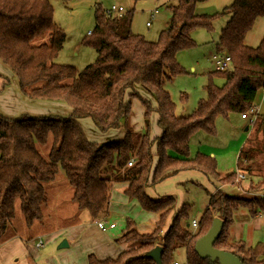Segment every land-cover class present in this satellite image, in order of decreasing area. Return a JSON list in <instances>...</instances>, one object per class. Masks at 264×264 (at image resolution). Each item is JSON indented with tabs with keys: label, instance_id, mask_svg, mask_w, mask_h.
<instances>
[{
	"label": "trees",
	"instance_id": "obj_1",
	"mask_svg": "<svg viewBox=\"0 0 264 264\" xmlns=\"http://www.w3.org/2000/svg\"><path fill=\"white\" fill-rule=\"evenodd\" d=\"M51 1L0 0V62L13 72L24 96L62 102L72 109L68 116L12 118L0 112V241L16 217L17 202L27 227L43 219L49 201L46 184L63 171L78 210L87 211L93 219L108 215L113 184L123 181L128 182L124 195L158 217L149 233L127 219L116 242L130 248L116 259L100 260L89 254L88 264H156L145 254L157 246L163 248V264L174 263L179 248H185L187 264H220L200 258L195 250L215 219L224 223L216 249L235 255L242 264H264L262 244L248 247L229 235L235 213L244 208L252 218L257 217L264 210V198L229 196L217 188L194 232L191 225L187 227L190 205L184 204L175 214V197L153 199L147 194V188L183 171L199 172L212 183L238 185L239 175L222 176L213 157L197 153L191 158L189 142L200 130L214 135L219 116L245 115L264 89V36L257 47L245 44L257 19L264 17V0H235L221 13L230 19L221 31L217 53H226L231 63L226 71L209 73L224 83L217 86L211 81L206 98L188 116L177 114L166 85L186 73L177 54L196 45L193 31L212 29L217 16L196 13L197 4L208 0H178L170 6V24L156 42L132 32L133 11L111 16L97 7L95 27L83 40L95 49L97 58L82 70L55 62L66 34L55 23ZM2 79L0 92L10 84L0 74ZM133 100L144 108L142 132L132 124ZM154 113L161 134L152 139ZM83 119H91L102 134L120 130L125 135L118 141L93 142L81 125ZM251 126L261 127L264 135V116L258 115ZM244 148L240 154L244 153L242 162L248 163V169H243L249 171L255 156L264 157V152L258 147ZM131 160L134 163L129 167ZM260 178L257 189L264 188V172ZM171 214V224L163 234Z\"/></svg>",
	"mask_w": 264,
	"mask_h": 264
},
{
	"label": "rangeland",
	"instance_id": "obj_2",
	"mask_svg": "<svg viewBox=\"0 0 264 264\" xmlns=\"http://www.w3.org/2000/svg\"><path fill=\"white\" fill-rule=\"evenodd\" d=\"M234 1L208 0L196 6L198 15H216L217 17L214 19L210 31L205 28H198L193 31L192 39L196 44L194 47L181 50L177 54V61L186 73L176 77L171 83L167 84L166 89L177 104V114L179 116H188L194 112L198 103L206 98V87L211 81L217 86H221L224 83L223 79L210 76L209 73L215 72L212 55L218 52L217 44L221 31L230 19L228 14L222 15L221 13ZM177 2L178 0H139L137 2L136 0H52L55 23L66 34L64 47L55 62L59 65L75 67L78 70H82L95 62L97 58L95 49L83 44V40L95 27V10L97 7L106 10L113 5H121L125 13L133 11L132 32L141 35L149 42H156L170 19L171 12L169 7L176 5ZM147 22L150 23V27H147ZM263 36L264 17H261L257 19L254 28L247 34L245 44L250 47H257ZM14 79L17 81L15 76ZM183 95L186 96L185 100L181 99ZM132 110L134 114V109ZM233 117L231 115L230 122L219 116L215 122L216 133L214 135H209L205 131L200 130L191 137L190 157H195L197 153L213 157L222 176L233 172L238 173V168L241 172H245L243 168L248 169V163L246 165V163L243 164L242 162L244 153L242 155L239 154L241 153L239 149L245 141L247 143H244V145L246 144L245 151L248 150V147H258L261 152H264L262 128L258 126L253 128L252 126L251 132L245 131L242 122H236ZM246 136L248 137L247 140L245 139ZM238 155L241 160H237ZM249 167L250 170H246L245 173L248 180H243L242 186L228 185L223 187L217 181L212 183L199 172L183 171L172 176L175 178L176 183L175 180L166 184H163L162 181L155 186L147 188V191L153 199H164L165 195L166 197H175L179 208H182L184 204L190 205L187 223L191 225L193 220L199 222L203 212L206 210L210 195L214 193L213 189L221 187L229 196L241 198H253V195L249 193L264 195V188H256L261 182L260 177H262L264 172L263 155H256ZM191 173L198 174L204 180L195 179ZM237 179L239 180V178ZM49 186L47 185V191H49L50 200L46 214L51 216V220H48L47 228L57 230L56 228L63 224H74V218L79 214V210L75 209L71 200L69 201V196L70 194L72 195V188L64 178V173L60 171L58 181L52 187ZM60 214L63 217L60 218ZM136 218L134 220L131 217L111 215V219L118 225V231L121 232H124L126 228V220L131 219L137 224V228L141 232L148 231L147 233H149L154 223L157 222L158 217L153 213L144 211L142 215H138ZM22 219L20 204L17 202L15 220L20 228L21 223H23ZM89 219V214L85 211L78 216V220H80L78 223H87ZM37 225L39 224L32 226L30 232L25 230V235L34 234ZM190 229L191 231H196L192 226ZM229 234L232 241H242L248 247H255L258 244H262L264 247V216L252 218L248 215L246 209H240L235 213L234 221L229 226ZM53 246L51 248L44 246L42 250L58 251L59 243ZM184 249L179 248L174 253V260L181 262V264H187L186 251ZM16 260L17 258L13 259V263ZM7 264L12 263L8 262Z\"/></svg>",
	"mask_w": 264,
	"mask_h": 264
},
{
	"label": "crops",
	"instance_id": "obj_3",
	"mask_svg": "<svg viewBox=\"0 0 264 264\" xmlns=\"http://www.w3.org/2000/svg\"><path fill=\"white\" fill-rule=\"evenodd\" d=\"M169 24L170 19L166 23V28L169 26ZM146 25L147 27L151 26L149 22H147ZM0 74L10 79V84H8V86L2 92H0V112L3 113L5 116L12 118L21 116L23 114H56L61 116H68L72 112L71 107L62 102L38 101L29 99L28 97L24 96L19 88L18 82L14 79L15 75L13 74V72L1 62ZM2 82L3 81L0 80V86L2 85ZM132 109H134L135 112V115L133 114L132 124L134 125V128L137 132H142L144 130V108L138 100H133ZM251 110L254 111L256 118L258 115L264 116V89H261L258 92ZM232 115L234 116L233 118H235L234 120L236 122H242V125L245 127V131L251 132V122L242 119L240 114ZM251 115H253V112L251 113ZM230 119L231 115L226 120L231 122ZM80 122L89 140L96 143L118 141L121 140L125 135V133L120 130H111L106 134H102L96 129L91 119H83ZM157 122L158 115L154 113L150 119V130L152 139H155L161 134V129L158 127ZM191 139L189 142V146L191 144ZM245 139L247 140L248 137L246 136ZM244 143H246V141ZM244 143L240 147L239 151H241L242 148L246 145H244ZM237 160H239V155L237 156ZM237 172L238 175H241L238 177L239 180L237 179L238 186H242V181L245 179L248 180V177L245 176L246 171L241 172L238 168ZM58 175L54 181L46 184V191L47 185H50L49 187H52L54 183L58 181ZM191 175L194 176L195 179H199L201 181L204 180L196 173H191ZM64 178L66 179L65 175ZM173 180H175V178L171 177L168 180H165V182L163 181V184H166L167 182ZM67 183L69 184L68 181ZM127 186L128 182H115L113 184V189L111 193L108 215L103 216L99 219H93L90 214L86 211L89 214L90 219L89 221H87V223L84 224H81V222L78 223V221H80L78 220V216H80V214L85 211H79V214L76 215V218H74V224H63L62 226L57 227V230H51L47 228L46 224L49 223L48 220H51V216L46 214V211L48 210L47 205L43 212V219L41 221L35 222L36 224H39L37 225L38 228L36 227V232L34 234L29 233V237L28 234L25 235L24 231L27 230L30 232L32 226L36 224L34 223L31 227H27L25 218L21 212L23 218L21 228L14 219L13 222L10 224L6 234L0 241V264H7L8 262H11L12 264H88L89 254H94L100 260L116 259L121 253L128 250L130 247L125 243L116 242L117 239L122 236V232L118 231V225L115 224V222L111 219V215L131 217L135 220L137 219L136 217L138 215H142L144 212L136 200H130L126 195H124L123 191ZM222 186L225 187V185ZM220 189L222 188L220 187ZM216 190L217 188L213 189L212 191L215 192ZM147 193L148 195H150L148 191ZM47 194L48 200H50L49 191H47ZM249 194L253 195V198L264 197V195L261 194ZM73 195L74 190L72 188V195L70 194L69 201L71 200L75 206V209L78 210L76 204L73 201ZM165 197L166 195L164 196V198ZM180 209L181 208H179L176 203V209L174 213L176 214ZM61 217H63V215L60 214V218ZM171 221L172 215L170 216L164 227V231L162 232L163 234L166 233V231L168 230ZM100 222H103L106 227L114 224L115 228H107L104 231L98 227V223ZM147 232L148 231L143 233ZM62 239L67 240L69 244L68 248L59 249L58 246V251L42 250L44 246H49L51 248L53 245L55 246L58 243L60 245ZM40 241L43 243V245L41 247H37V244ZM15 258H17V260L15 261V263H13V259ZM174 262L181 264V262L177 260H174Z\"/></svg>",
	"mask_w": 264,
	"mask_h": 264
},
{
	"label": "water",
	"instance_id": "obj_4",
	"mask_svg": "<svg viewBox=\"0 0 264 264\" xmlns=\"http://www.w3.org/2000/svg\"><path fill=\"white\" fill-rule=\"evenodd\" d=\"M223 226L224 223L220 219H215L208 233L197 241L195 246L196 253L202 259H210L212 262L218 261L220 264H242L240 259L235 255L214 247L215 242L222 234ZM187 227H189V225H187ZM68 247L69 244L67 240H63L58 248L65 249ZM162 253L163 248L157 246L147 252L145 258L152 259L156 264H163Z\"/></svg>",
	"mask_w": 264,
	"mask_h": 264
},
{
	"label": "built area",
	"instance_id": "obj_5",
	"mask_svg": "<svg viewBox=\"0 0 264 264\" xmlns=\"http://www.w3.org/2000/svg\"><path fill=\"white\" fill-rule=\"evenodd\" d=\"M104 11L107 15H111V16L112 15H120V14L124 13V8L121 6L113 5L110 9H106ZM148 26H149V24H148ZM89 34H91V33H89ZM212 59H213L215 70L220 71V72L226 71L229 68V65L231 63V58L226 53H216L212 56ZM252 112H253V115H251ZM241 118L244 120H248L251 123H254L256 120V115L254 114V111L249 110L246 112L245 115L244 114L241 115ZM133 163H134L133 160H131L128 163V166L131 167L133 165ZM262 216H264V210L259 211V213L257 215V217H262ZM191 226L194 228V230H197L199 224L196 220H193L191 223ZM98 227L105 231L107 228H110V229L115 228V225L112 224V225L106 227V225L103 222H100V223H98ZM42 245H43V243L40 241L37 244V247H41ZM172 264H178V263L174 262Z\"/></svg>",
	"mask_w": 264,
	"mask_h": 264
}]
</instances>
